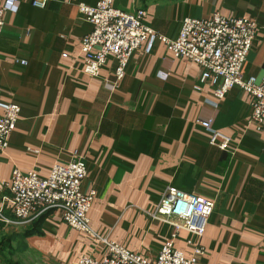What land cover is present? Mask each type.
Segmentation results:
<instances>
[{
  "label": "crops",
  "instance_id": "crops-1",
  "mask_svg": "<svg viewBox=\"0 0 264 264\" xmlns=\"http://www.w3.org/2000/svg\"><path fill=\"white\" fill-rule=\"evenodd\" d=\"M7 0H0V5ZM99 0H16L0 36V92L20 106L9 145L0 151V206L7 216L4 185L15 168L49 175L56 163H87L83 191H96L90 227L146 258L157 256L174 227L152 213L175 187L214 200L202 236L180 229L176 249L191 255L189 239L204 248L200 264H264V132L248 125L251 96L233 87L216 109L200 67L172 57L161 40L135 51L116 80L109 58L98 76L84 72L82 37L93 25L79 4ZM18 2V3H17ZM125 12L145 9V23L175 38L185 17L244 15L256 20L254 46L243 65L246 77L264 78V0H115ZM17 9H14V7ZM18 60H25L26 64ZM2 113L0 109V114ZM214 115L231 138L222 148L199 122ZM35 224L0 222V264H76L100 259L106 247L52 210ZM34 221V222H36ZM3 248V249H2Z\"/></svg>",
  "mask_w": 264,
  "mask_h": 264
},
{
  "label": "built area",
  "instance_id": "built-area-1",
  "mask_svg": "<svg viewBox=\"0 0 264 264\" xmlns=\"http://www.w3.org/2000/svg\"><path fill=\"white\" fill-rule=\"evenodd\" d=\"M16 0H7L0 5V36L5 25L4 16ZM48 0H33L38 7H45ZM115 0H99L90 5L80 3V12L92 23L91 32L82 37L84 54L83 70L90 76H98L101 67L109 58L117 62L116 80L126 73L135 51L147 44L149 52L157 40L163 41L172 52V57L188 58L201 70L200 81L212 88L213 106L220 102L233 87H240L251 96V114L248 125L264 132V78L246 77L243 65L254 46L258 24L250 16H225L219 12L210 17H185L175 38L159 34L145 23V9L125 12L117 8ZM18 3V2H17ZM14 9H17L15 6ZM26 64L25 60H18ZM0 151L9 145V136L16 128L20 106L6 102L0 92ZM215 116L200 117L198 122L211 135V142L222 148L231 143V138L215 127ZM87 176V163L76 157L67 164L56 163L48 176L36 171L23 172L15 168L8 182L10 210L15 219L6 215L0 206V222L5 226L19 225L48 213L59 211V217L71 227L87 232L98 244L106 247L105 256L96 259L84 254L76 264H200L204 248L187 241L192 253L174 247V238L180 229L202 236L214 209V200L196 193H187L175 187L166 190L156 210L155 218L174 227L172 237L166 240L153 259L133 252L115 240L97 234L90 227L88 212L96 191H83Z\"/></svg>",
  "mask_w": 264,
  "mask_h": 264
},
{
  "label": "trees",
  "instance_id": "trees-1",
  "mask_svg": "<svg viewBox=\"0 0 264 264\" xmlns=\"http://www.w3.org/2000/svg\"><path fill=\"white\" fill-rule=\"evenodd\" d=\"M44 215H45V214H44ZM44 215H42V216H40V217L34 219L33 222H32V224H35L34 227L31 228V229L25 230V231H24V234H25V235H30V234H32L33 232H35V231H36L35 228L37 227L36 225H37V222H38V221H36V220H38V219L40 220ZM34 221H36V222H34ZM2 249H3V248H2ZM0 261H1V260H0ZM1 262H2V261H1ZM3 264H9V263H8V261H7L6 259H4V260H3Z\"/></svg>",
  "mask_w": 264,
  "mask_h": 264
}]
</instances>
